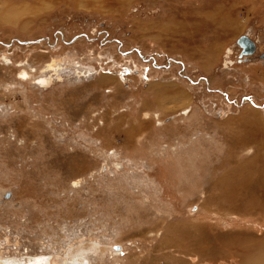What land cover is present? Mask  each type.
<instances>
[{
  "label": "rangeland",
  "instance_id": "obj_1",
  "mask_svg": "<svg viewBox=\"0 0 264 264\" xmlns=\"http://www.w3.org/2000/svg\"><path fill=\"white\" fill-rule=\"evenodd\" d=\"M262 53L264 0H0L1 261L264 264Z\"/></svg>",
  "mask_w": 264,
  "mask_h": 264
},
{
  "label": "bare ground",
  "instance_id": "obj_2",
  "mask_svg": "<svg viewBox=\"0 0 264 264\" xmlns=\"http://www.w3.org/2000/svg\"><path fill=\"white\" fill-rule=\"evenodd\" d=\"M8 10V9H7ZM216 9L215 8H212V10L211 11H207V13L209 14V16H208V18L210 17V19H215L216 20V18H217V14H216ZM6 17V16H5ZM205 17V16H204ZM204 17H202V18H204ZM216 17V18H215ZM206 18V17H205ZM202 21H203V19H202ZM222 21H225V20H222ZM203 23V22H202ZM207 23V22H206ZM219 25H221L222 26V22H221V20H219ZM226 23V22H225ZM191 29V28H190ZM197 29H199L198 27H195L194 28V31H192L194 34H195V31H196V33L198 32L197 31ZM201 29V28H200ZM192 30V29H191ZM201 31H202V29H201ZM172 32V31H171ZM191 32V33H192ZM221 33V32H220ZM225 33V32H224ZM181 34V33H180ZM188 34V33H187ZM214 39H215V37H214ZM180 40V39H179ZM186 41H191V38H189V39H185ZM213 41V40H212ZM192 42V41H191ZM216 43V42H215ZM208 47V46H207ZM212 46H210V48L207 50V48H206V53H204V55L205 56H203L204 58H206V59H208V61L210 60H212L213 58H214V56L216 55V48H211ZM205 52V51H204ZM215 54V55H214ZM205 59V60H206ZM103 80V79H102ZM43 81V80H42ZM103 84V83H102ZM156 84H158V83H156ZM159 84H161V83H159ZM175 84V83H174ZM161 86H163L162 84H161ZM166 86H167V83H166ZM169 86H170V84H169ZM172 86V85H171ZM175 87V86H174ZM159 88H160V86H159ZM163 88V87H162ZM151 89V88H150ZM152 90V89H151ZM154 90H155V88H154ZM153 90V91H154ZM158 90V89H157ZM160 90V89H159ZM176 94H174L175 96H182L183 97V95H185V97H186V94H184V90H183V95L181 94V92L179 91V90H176ZM156 96L154 97L155 99H159L158 98V95H159V92L158 93H154ZM185 97H183L185 100H186V98ZM155 101V100H154ZM184 108L185 107H183L182 108V110H184ZM151 115H156V112H154V113H152L151 114V112H149L148 110H145V111H143L142 112V114H141V116H142V118H143V120H146V119H149L150 118V116ZM119 116V115H118ZM143 120H139L138 121V123H137V127H136V129L137 130H139L140 131V129H143V126H144V122H146V121H143ZM158 120V119H157ZM143 123V124H142ZM133 126V125H132ZM131 126V127H132ZM129 128V127H128ZM132 128H134V127H132ZM130 130H132V129H128L127 130V134H129V133H131L130 132ZM251 132V131H250ZM254 134V133H253ZM245 140H249V137H248V135H246V139ZM239 168V169H238ZM234 172H237V173H240L241 172V167H237V169H235V170H230V171H228V173H226V176H228V175H232ZM240 175H242V174H240ZM229 176V177H230ZM243 176V175H242ZM250 178V177H249ZM247 180V179H246ZM77 183V181H74L73 182V184H76ZM244 184H247V183H244ZM248 186V185H247ZM244 205H242V207H243ZM203 224V223H202ZM196 226V225H195ZM194 226V227H195ZM201 227H202V225H200ZM197 227H199V226H197ZM170 229H171V233H165V234H167L166 235V237L167 238H169V239H171V237H174L175 238V234H177V236H178V239H179V241L180 242H182V238L184 239V236H183V232H182V230H181V226L179 225H177V226H175V227H169ZM196 228V227H195ZM203 228V227H202ZM169 229V230H170ZM186 230H187V228H185ZM165 230H168V229H165ZM189 231V230H188ZM205 231V230H204ZM203 231V232H204ZM196 232V231H195ZM193 233V232H192ZM201 233V232H200ZM205 233V232H204ZM191 234V233H190ZM194 234V233H193ZM197 234V233H196ZM198 235V234H197ZM186 236V235H185ZM192 236V235H191ZM200 236V235H199ZM199 236H197L198 238H199ZM204 236H205V234H204ZM162 237H165L164 235L162 236ZM201 237H203V234L201 235ZM200 237V238H201ZM247 237V236H246ZM174 238H173V240H174ZM186 238V237H185ZM199 238V239H200ZM161 239V238H160ZM163 239V238H162ZM194 239H197V238H194ZM205 239H207V238H205ZM213 239V238H212ZM222 239V238H221ZM166 240V239H165ZM198 240V239H197ZM202 240V239H201ZM161 241V240H160ZM168 241V240H167ZM174 241H176V243H177V238H175V240ZM173 241V242H174ZM185 241V240H184ZM187 241V240H186ZM198 241H200V240H198ZM203 241H204V239H203ZM165 242V241H164ZM168 242H170V240L168 241ZM172 242V241H171ZM191 242V241H190ZM197 242V241H196ZM206 242V241H205ZM175 243V244H176ZM179 243V242H178ZM187 243H189V242H187ZM200 243V242H199ZM204 243V242H203ZM181 244V243H180ZM190 244V243H189ZM201 244H202V242H201ZM176 246H179V245H176ZM105 248V247H104ZM199 249V251L201 250L200 248H198ZM203 250V249H202ZM72 251H74V250H72ZM102 251V250H101ZM197 251V250H196ZM70 253H73V252H70ZM201 253H202V251H201ZM260 253V252H259ZM250 254V253H249ZM261 254V253H260ZM69 256H71V255H69ZM72 257V256H71ZM1 258V257H0ZM49 257L47 258V259H45V261H43V258H40V257H37V258H35V260H22V261H17L16 259H15V257L14 258H8V259H3L2 258V260L3 261H0L1 262V264H49L48 263V261H49ZM74 259V258H73ZM1 260V259H0ZM75 260V259H74ZM64 262L62 263V264H69V261H68V258L66 257V256H64V260H63ZM61 264V263H60Z\"/></svg>",
  "mask_w": 264,
  "mask_h": 264
},
{
  "label": "crops",
  "instance_id": "obj_3",
  "mask_svg": "<svg viewBox=\"0 0 264 264\" xmlns=\"http://www.w3.org/2000/svg\"><path fill=\"white\" fill-rule=\"evenodd\" d=\"M179 45V44H178ZM204 53H206V49H205V52ZM204 53H203V55H202V53H201V56H202V59L205 61V64H208L209 65V63H208V59H206V58H204L203 56H205L204 55ZM206 59V60H205ZM204 65V64H203ZM206 69V68H205ZM161 83V82H160ZM159 86H160V88H159ZM163 86H161V85H159V82H158V84L157 85H154V86H152L151 88L152 89H156V88H158V89H162L159 93H161L160 95H159V97H160V100L157 102L159 105H160V103H162V105H160L161 107H165V109H169L170 107H172V108H175L176 106H178L179 104H180V98H175V95L174 94H176L177 92H176V90H178V89H175V88H169L168 86L166 87V88H162ZM168 88V89H167ZM157 91H156V93H158ZM174 93V94H173ZM164 97L165 98H167V99H164ZM162 98L164 99V100H162ZM152 102L153 103H156L155 101H154V99L152 100ZM169 104H170V106H169ZM180 106V105H179ZM149 107H152L151 105H149ZM157 108H159V106H157ZM157 108H155V109H157ZM138 126V125H137ZM142 129H140V131H141ZM135 132H139L138 130H136V131H134L133 133H135ZM132 133V134H133Z\"/></svg>",
  "mask_w": 264,
  "mask_h": 264
},
{
  "label": "water",
  "instance_id": "obj_4",
  "mask_svg": "<svg viewBox=\"0 0 264 264\" xmlns=\"http://www.w3.org/2000/svg\"><path fill=\"white\" fill-rule=\"evenodd\" d=\"M237 45L240 47V53L239 55H250L255 50V42L246 34L241 35L236 40ZM261 58L264 59V53H262ZM115 249H119V245H113Z\"/></svg>",
  "mask_w": 264,
  "mask_h": 264
},
{
  "label": "flooded vegetation",
  "instance_id": "obj_5",
  "mask_svg": "<svg viewBox=\"0 0 264 264\" xmlns=\"http://www.w3.org/2000/svg\"><path fill=\"white\" fill-rule=\"evenodd\" d=\"M43 80V81H42ZM48 79L47 78H40L39 79V82L42 83V84H45V83H48ZM1 261V260H0ZM49 264H52V261L49 259L48 261ZM54 264H57V263H54ZM59 264V263H58Z\"/></svg>",
  "mask_w": 264,
  "mask_h": 264
}]
</instances>
